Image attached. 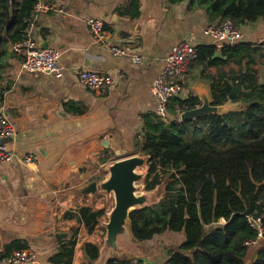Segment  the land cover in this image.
<instances>
[{
	"label": "crops",
	"instance_id": "crops-1",
	"mask_svg": "<svg viewBox=\"0 0 264 264\" xmlns=\"http://www.w3.org/2000/svg\"><path fill=\"white\" fill-rule=\"evenodd\" d=\"M208 5L209 0H38L37 6L43 9L33 14L28 34L38 48L47 45L46 49L60 51L56 72H26L16 52L17 44H10L4 31L0 111L15 129L7 140L15 158L0 166V260L31 251L37 255L35 264H59L61 248L76 240L72 264L105 263L103 220L89 233L85 225H78L77 218H67L66 214L90 207L94 211L105 209L108 216L106 197L89 188L108 180L109 167L116 161L143 155L146 129L152 121L160 120L159 100L151 92L152 84L173 47L183 41L197 47L218 46L205 34L216 22ZM90 18L104 23L108 32L105 42L93 38ZM240 29L243 36L233 46L252 44L257 54L252 68L264 85V19ZM111 46L138 54L141 63L114 55ZM221 48L218 46L216 58H221ZM84 70L109 75L114 84L105 93L92 90L79 79V72ZM243 70L244 66L234 61L194 63L183 92L172 99H200L201 88L214 101L213 84H228L232 89L240 85L242 91L237 95L242 98L244 84L239 79ZM176 106V116L169 114V119L183 124L181 113L187 109L178 113ZM29 154H34L35 161L26 164L24 158ZM175 234L166 232L155 238L163 241V237ZM180 235L184 241V234ZM183 241L162 246L155 240L142 243L143 256L134 259L162 263L169 250L179 248ZM86 244L99 247L96 261L85 255ZM22 245L28 247L20 249ZM250 255L255 258L253 252Z\"/></svg>",
	"mask_w": 264,
	"mask_h": 264
},
{
	"label": "trees",
	"instance_id": "trees-1",
	"mask_svg": "<svg viewBox=\"0 0 264 264\" xmlns=\"http://www.w3.org/2000/svg\"><path fill=\"white\" fill-rule=\"evenodd\" d=\"M37 3L0 0V44L5 45L2 34L7 26L10 44L25 38ZM208 10L215 24L229 19L240 28L264 19V0H209ZM251 46L244 42L220 47L221 58H216L218 46H198L199 57L194 62L218 65L234 61L244 66L239 79L244 81L243 97L234 99L242 106L183 124L170 119L168 123L152 121L146 129L143 155L149 158L148 178H152L147 189L153 190L165 178V197L131 213L134 238L146 243L173 232L183 233L185 240L179 248L169 250L162 263L115 257L107 264H246L252 252V264H264V242L255 247L246 244L258 235L248 217H261L264 222V85L252 68L257 54ZM231 90L228 84H213V104L228 102ZM176 105L192 109L200 100L176 97L169 103V114L176 116ZM190 129L199 137L187 140ZM105 214V209L82 207L66 217L77 218L78 225L93 233ZM76 242L71 240L61 248L59 264H72ZM84 252L92 262L100 255L94 244H86Z\"/></svg>",
	"mask_w": 264,
	"mask_h": 264
},
{
	"label": "built area",
	"instance_id": "built-area-1",
	"mask_svg": "<svg viewBox=\"0 0 264 264\" xmlns=\"http://www.w3.org/2000/svg\"><path fill=\"white\" fill-rule=\"evenodd\" d=\"M45 8V7H44ZM40 6L35 7L34 13L41 11ZM90 31L96 42L107 40V30L104 23L96 18L88 20ZM29 30V29H28ZM28 30L25 38L16 45V52L20 57L22 68L29 73L56 72L59 68L61 53L57 49H40L36 42L29 36ZM205 34L214 39L215 43L223 47L233 45L241 40L243 33L231 20L227 19L220 24H212L205 30ZM110 51L116 56H127L134 63H141L142 57L138 54L130 53L125 47L111 46ZM197 46L191 42H180L173 47L166 58V64L162 73L152 84L151 92L159 100L158 112L160 121L169 122V102L183 92L187 82L191 65L198 59ZM79 79L86 87L107 92L114 84V79L109 75H102L93 71H80ZM178 113L183 109L176 106ZM182 114V113H181ZM15 133V129L3 111H0V166L7 165L15 158V154L7 146V140ZM34 154H29L24 158V163H34ZM249 223L257 231L255 239L246 242L247 245L255 247L264 242V222L261 217L250 215ZM37 255L35 252H17L3 257L0 264H35Z\"/></svg>",
	"mask_w": 264,
	"mask_h": 264
},
{
	"label": "water",
	"instance_id": "water-1",
	"mask_svg": "<svg viewBox=\"0 0 264 264\" xmlns=\"http://www.w3.org/2000/svg\"><path fill=\"white\" fill-rule=\"evenodd\" d=\"M9 30L6 27L5 33ZM8 41V39H7ZM43 48H48L46 45ZM244 84V81L241 82ZM241 86L233 87L229 100L225 104L215 105L206 89L198 88L200 96V105L187 109L181 114L183 123L195 121L202 117L211 115H223L239 107L234 102L237 94L241 92ZM149 161L148 157L132 156L129 158L116 161L109 167L110 177L108 180L100 184H93L89 189L91 192L101 191L102 194L111 195L114 193L115 206L108 213L109 221L104 223L106 228V236L104 240V254H102L107 264L114 255H126L129 259L134 257H142L144 253V245L138 242L133 235L131 229L130 215L133 211L147 206L143 196L137 195L136 183L141 180L138 170L143 168ZM158 203V202H157ZM145 204V205H144ZM148 262V259H142Z\"/></svg>",
	"mask_w": 264,
	"mask_h": 264
},
{
	"label": "rangeland",
	"instance_id": "rangeland-1",
	"mask_svg": "<svg viewBox=\"0 0 264 264\" xmlns=\"http://www.w3.org/2000/svg\"><path fill=\"white\" fill-rule=\"evenodd\" d=\"M1 47H2V45H0V49H1ZM190 132H191V134H189L188 136H187V140L188 139H195V138H198L199 137V135H197L195 132H194V130L193 129H190ZM201 133H202V131H201ZM137 156V155H136ZM138 156H140V157H145L144 155H138ZM149 169H150V163H149V161L146 163V165L143 167V168H141V169H139L138 170V174H140L142 177H141V180L139 181V182H137L136 183V188H137V195H139V196H143L144 197V199H145V204H147V205H152V204H154V203H157V202H159V201H161V199H163L164 197H165V187H166V181H165V178H164V181L163 182H161V184L160 185H158L156 188H154L153 190H148L147 189V185L150 183V181L152 180V178H148V174H149ZM153 177V176H152ZM105 197H106V199H107V202H105V204H106V209H107V211L108 212H111L112 211V209L114 208V206H115V198H114V193H112L111 195H105V194H103ZM144 204V205H145ZM105 216V215H104ZM103 216V217H104ZM103 220V222H102V226L104 227V230H106V228H105V226H104V223H106V222H108L109 221V217L108 216H105V218L104 219H102ZM104 220H106V221H104ZM107 231V230H106ZM180 234H182V233H177V234H175V235H173V236H175V237H171V238H173V241H172V239L171 238H169V237H163L164 239H163V241H159L160 239V237H157V238H155V239H153V241L155 240L156 241V243H159L160 244V246H162V244L163 243H167V244H179L181 241H183V239L182 238H180L181 237V235ZM165 236V235H164ZM178 236H180V237H178ZM158 245V244H157ZM251 257V255L249 256V258L247 259V262H246V264H252V262H253V259H252V257Z\"/></svg>",
	"mask_w": 264,
	"mask_h": 264
}]
</instances>
